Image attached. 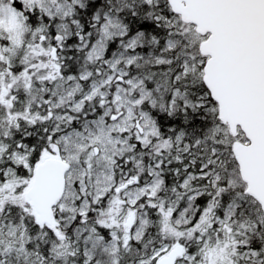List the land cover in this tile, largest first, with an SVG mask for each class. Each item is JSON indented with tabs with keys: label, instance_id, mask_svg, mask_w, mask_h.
<instances>
[{
	"label": "snow or ice",
	"instance_id": "6c2138e0",
	"mask_svg": "<svg viewBox=\"0 0 264 264\" xmlns=\"http://www.w3.org/2000/svg\"><path fill=\"white\" fill-rule=\"evenodd\" d=\"M0 264H264V0H0Z\"/></svg>",
	"mask_w": 264,
	"mask_h": 264
}]
</instances>
